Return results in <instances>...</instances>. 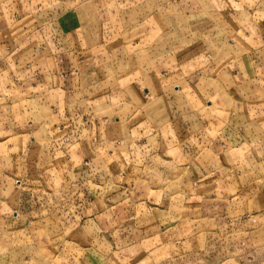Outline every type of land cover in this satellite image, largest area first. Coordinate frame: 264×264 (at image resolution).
Listing matches in <instances>:
<instances>
[{"label":"crops","instance_id":"1","mask_svg":"<svg viewBox=\"0 0 264 264\" xmlns=\"http://www.w3.org/2000/svg\"><path fill=\"white\" fill-rule=\"evenodd\" d=\"M249 175L264 181V0H0L2 229L45 201L105 252L124 224L145 264H264Z\"/></svg>","mask_w":264,"mask_h":264},{"label":"rangeland","instance_id":"2","mask_svg":"<svg viewBox=\"0 0 264 264\" xmlns=\"http://www.w3.org/2000/svg\"><path fill=\"white\" fill-rule=\"evenodd\" d=\"M252 179L251 175L246 177V188L243 193H251L253 186L264 192V181L252 184ZM240 187L242 188L243 184ZM60 198L61 196L58 200ZM68 198L69 201L74 200L75 194H69ZM48 204L42 202L40 223L37 225L20 223L6 225L3 229L0 227V264H145L146 257L142 256L140 250L134 249L132 252L130 249L133 248H124V244L130 245V240L125 242L118 238L121 236L123 239L125 236L124 224L113 227L116 228L114 238L101 240L104 249L109 251L105 252L100 250L98 245L100 241L96 240L97 237L94 238L93 243L71 239L73 232H69V227L60 225L61 217H59L62 211L66 213L71 209H50ZM136 217L140 221V215L136 214ZM137 224L136 229L140 226V222ZM34 229L37 230L34 232ZM132 243L134 246L137 245L136 241ZM127 252L132 254L127 255ZM188 263L187 261L186 264Z\"/></svg>","mask_w":264,"mask_h":264}]
</instances>
